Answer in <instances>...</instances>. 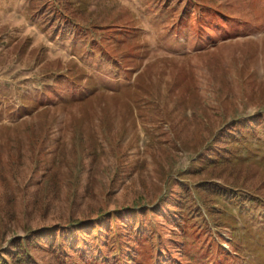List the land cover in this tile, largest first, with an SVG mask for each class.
Masks as SVG:
<instances>
[{"label":"rangeland","instance_id":"obj_1","mask_svg":"<svg viewBox=\"0 0 264 264\" xmlns=\"http://www.w3.org/2000/svg\"><path fill=\"white\" fill-rule=\"evenodd\" d=\"M184 1H113L93 14L87 50L79 39L72 47L65 31L55 39L52 30L30 31L16 11L22 2L0 0V41L7 26L23 24L32 38L17 56L0 45V264H61L81 245L97 252L101 244L115 264H264V0H208L203 13ZM56 58L92 78L70 74L76 84L61 80L40 94L39 75ZM25 97L38 104L22 108ZM230 115L235 123L219 134ZM195 162L215 170L249 162L256 189L206 207L196 199L213 180L185 178ZM175 184L186 198L169 209ZM188 203L200 207L194 216ZM184 217L191 223L183 228ZM215 219L223 225L205 228ZM162 221L183 236V252L168 245ZM117 228L114 246L105 239ZM135 234L150 237L137 255Z\"/></svg>","mask_w":264,"mask_h":264},{"label":"trees","instance_id":"obj_2","mask_svg":"<svg viewBox=\"0 0 264 264\" xmlns=\"http://www.w3.org/2000/svg\"><path fill=\"white\" fill-rule=\"evenodd\" d=\"M22 2V4L17 2V13L18 15L24 16L26 17V19L30 20L32 22L31 26L29 27L30 31H33L36 29V27L38 26L39 29H42L43 31H46L49 33V30H52V39L57 38L59 35V33H56L59 30H61V32L64 34H66V36L68 37V40L71 43V46L73 47L74 44V39H76V41L79 40H83L85 41V45L87 50H90V46L88 43H90L89 38H88V34L91 33V24L94 21L93 19V14H95L96 12H99L101 10H104L105 8H108L109 6H112L114 4H112V2L115 0H112L111 2H109V0H98V1H103L100 5L97 2V0H19ZM97 3H96V2ZM197 1L196 5L199 7V11L200 13L205 12L206 10H204V8L206 7V9H208L209 7H211L212 5L209 4L208 0H194ZM185 2V7L187 5L186 0ZM93 5H96L95 8H93ZM192 5H190L191 7ZM1 7V4H0ZM183 12H184V8H182ZM215 11V10H214ZM213 11V12H214ZM214 13L218 14L217 11H215ZM183 15V13H182ZM96 16V15H94ZM184 16H180L179 20L181 18H183ZM35 20H31L34 19ZM34 21H36V23H34ZM12 27V28H11ZM107 26H101L99 27V29L93 30V32L95 33V36L100 38V36H98L97 34H103L101 32H103L102 29H104ZM26 25L23 24V28H13V26H7L5 32H3V34L1 35V39L2 41H0V45L2 43H4V45H8L9 49H12L13 47V51L15 52V56L19 55L21 52H24L25 48L30 47L32 41H31V35L26 34L24 32L25 31ZM206 28V25L203 24V29ZM21 30H23L24 32H22ZM40 31V30H39ZM122 31V30H120ZM42 32V31H41ZM91 35V34H90ZM82 38V39H80ZM93 42V41H92ZM91 42V43H92ZM135 45V44H134ZM128 48L129 47H133V45L131 44H127L126 45ZM136 47V45L134 46ZM40 49L41 48H35L32 50L36 51V57L40 58ZM10 51V50H9ZM132 53H130L131 55ZM138 58V57H136ZM53 65L52 68H50L47 72L42 73L39 75V77L41 78V89H40V94H46L47 89L49 86H54L56 85V83H58L59 81H63L66 80L69 83H74L76 84L77 82L74 81V79L72 78V76L70 74L73 75H81L82 77H78V79L80 78L79 82L80 83H87V81H89L92 78V75H89L85 72H82V74H80L78 72V70L76 68H78L76 66L75 61L69 63V64H65L63 63V61L60 58H56L54 60H52ZM69 66V67H67ZM66 67V68H65ZM95 76V75H94ZM69 79V80H68ZM44 87V89H43ZM42 90V92H41ZM217 94H220L219 90L216 92ZM21 96V95H20ZM23 96V95H22ZM25 100V101H24ZM22 103V108H28L30 107L31 103H36V97H25L21 100ZM47 106V105H46ZM44 106V107H46ZM20 109V106H19ZM30 109H32V107H30ZM225 118V117H224ZM226 121V125L227 127H223L222 129H219L218 132L219 134L225 129L228 128V126H230L231 124H234L235 121L232 119L231 115L229 116V119L225 118ZM217 124L215 125L216 127L213 128V132L219 128L220 126H222V122H220V119L216 122ZM212 131L210 133H208L205 136H208L209 134H211ZM201 142V140L198 141V144ZM211 156V155H210ZM200 156H198L199 159ZM214 158V157H213ZM199 162V161H198ZM195 162V168L192 171H188V174H185V178L189 179V177H195L194 175L196 174H200L201 177L205 178V179H209V180H213L212 184H209L208 186H203L202 188L199 189V196L196 199L197 201H199L202 205L206 206V207H211V205L215 204L216 199L221 197L224 201L228 202L227 206L232 205V203H235L237 201V198L240 197L241 192L240 190L242 188L245 189H256V187H252L255 186V183H253V178L250 176L252 173V167H251V163L249 162H229L226 166H220L218 169H214L215 166H217L215 163H211L208 164L207 167H203L200 165V163ZM198 167V169H197ZM197 172V173H194ZM218 179H221L223 181H220ZM213 182H222L226 185L229 186H234L235 189H237V191L234 190H223L221 188H219L216 184L214 185ZM238 186V187H237ZM184 195V196H183ZM159 195L157 196V198H155L152 202L151 205H153L155 203V201H157ZM186 198V195L184 194L183 188L180 185H172L171 186V198L169 199V209L170 208H179L177 207V205H175V201L174 198ZM225 202V204H226ZM155 208V206L153 207ZM188 208H189V213L191 214V216H194L195 214H197L198 209L200 208L199 206L195 205V203H188ZM138 208H136L135 212L137 213ZM175 212L177 211H173V213L175 214ZM179 214V213H178ZM177 215H174L175 219H179ZM139 216H143L140 215ZM119 217V215L112 213L109 215V218L113 221V223H116L115 221L117 220V218ZM144 218V216H143ZM141 219V217H140ZM182 220H180L183 225L182 227L184 228V226L187 225V223H191L189 217H184L181 218ZM145 219H143L144 221ZM211 221V220H210ZM218 219H215L213 226H206L205 228H218L220 226H222L223 224L221 222H218ZM146 224V228H149V224ZM160 227V231L163 232L166 235V242L168 243L169 246H174L176 253L181 249V251H184V238L179 237V234L176 235V237H174L173 234H171V228L175 227L174 225H168L166 223H164V221L159 223ZM190 226V225H188ZM187 226V227H188ZM169 227L170 231H166V228ZM202 227V226H201ZM198 229V226H197ZM225 229H228L225 226ZM120 232V230L115 229L114 231H112V233L106 237L105 241L107 243L111 242L112 244L115 242L114 246L118 243V239L115 237L116 234H118ZM121 233V232H120ZM127 232L124 231V234H121V238H120V244L124 245V240L123 238L127 237ZM230 233V231H229ZM136 235V234H135ZM231 235V233H230ZM137 238H140L142 240H140V243L136 244V242L134 243L136 238H133V236L131 235L132 238V242L133 245L132 247V251L131 253L136 254L139 252V248L144 244H147L150 241V237L148 235H145L144 237H139L136 235ZM239 241V237L237 238ZM129 240V239H128ZM126 246L128 247L127 244L128 241L125 240ZM65 247H68L66 245H64ZM113 246V245H112ZM105 244H101L98 247L99 251L104 250ZM69 248V247H68ZM80 250L78 251V253L76 255H74L72 258H69L70 255H63V258H61L60 262L61 264H70L72 261L73 264H115V262H117V258L115 260H113V262L109 261L107 259V257L102 256V253H100L99 251L97 252H92V250L90 252H88L83 245H81L80 247H78ZM115 249V248H114ZM24 251L26 253H28L29 255H31V251L29 250V248H24ZM118 253V251H116L114 253ZM104 253V252H103ZM116 255V254H115ZM116 257L119 258V255L117 254ZM59 258V257H57ZM77 258V259H75ZM70 259V260H69ZM135 260L136 258H130L129 260ZM176 261V257H174L173 261H172V257H168L165 260H159L158 264H178L175 263ZM31 262H34L33 258L31 259ZM188 263V262H186Z\"/></svg>","mask_w":264,"mask_h":264},{"label":"crops","instance_id":"obj_3","mask_svg":"<svg viewBox=\"0 0 264 264\" xmlns=\"http://www.w3.org/2000/svg\"><path fill=\"white\" fill-rule=\"evenodd\" d=\"M16 7H17V4H16ZM17 11V10H16ZM31 26V25H30Z\"/></svg>","mask_w":264,"mask_h":264}]
</instances>
